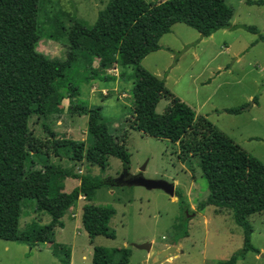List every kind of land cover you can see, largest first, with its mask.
<instances>
[{
    "label": "trees",
    "instance_id": "16d2710c",
    "mask_svg": "<svg viewBox=\"0 0 264 264\" xmlns=\"http://www.w3.org/2000/svg\"><path fill=\"white\" fill-rule=\"evenodd\" d=\"M41 0H0V238L24 242L54 243L57 227H63L65 213L75 207L81 194L104 185H116L113 177H99L76 172L55 163L54 158L86 160L105 170L110 157L119 158L130 174V155L126 146L127 131L113 134L102 107L76 104L72 113L89 115L92 142L59 137L48 124L47 135L36 134L30 127L34 114L49 116L61 100L60 90L70 76L69 69L85 53V41L108 44L117 54L116 61L125 68L133 67L135 81L133 104L128 128L144 134L180 143L183 158L197 156L209 194L199 209L213 205L230 210L244 229V247L234 253L228 264H236L249 250L260 252L251 244L253 225L250 218L264 212V162L250 154L227 133L221 131L205 115L197 114L187 102L175 95L161 78L143 66L142 61L162 48L161 38L176 23H185L202 36L234 28L233 7L225 0H109L96 21L89 25L77 18L70 26L58 25L57 36L68 44L65 56L53 57L39 50L41 34L39 13ZM264 4V0H248ZM264 40L255 25H244ZM67 78V80L65 79ZM125 78V76H124ZM68 82L67 84H69ZM59 91V92H58ZM256 98L255 102H256ZM162 99L169 101L163 113L157 111ZM245 104L224 111L239 114ZM75 178L80 184L66 191V180ZM176 195L184 210L190 211L183 192ZM36 200V211L47 213L51 221L36 220L21 228L24 199ZM115 209L109 205L87 203L83 209V225L93 240L99 235L115 238L110 226ZM189 217L176 239L189 235ZM57 248L65 246L54 243ZM66 254L70 256L69 249ZM132 251L114 248L112 256L101 245L94 247L93 263L129 264Z\"/></svg>",
    "mask_w": 264,
    "mask_h": 264
},
{
    "label": "rangeland",
    "instance_id": "374dc122",
    "mask_svg": "<svg viewBox=\"0 0 264 264\" xmlns=\"http://www.w3.org/2000/svg\"><path fill=\"white\" fill-rule=\"evenodd\" d=\"M108 1L41 0L39 50L53 57L65 56L68 44L57 36L58 25L67 28L73 18L91 25ZM148 1L156 3L161 0ZM225 2L235 11L232 19L234 28L221 29L214 33L213 38L200 42L203 36L198 30L185 23H176L172 31L161 38L164 48L158 56L152 53L142 64L156 75V72L160 75L169 73L166 81L168 88L194 105L212 93V101L207 103L203 112H210L208 118L218 129L264 162V40L258 41V34L244 26L255 25L264 33V4H250L248 0ZM168 45L173 51L166 49ZM83 47L93 61L81 56L73 64L68 80L65 78L70 83L60 90L61 100L57 108L48 117L34 114L30 121L31 129L45 136L44 124H48L57 136L85 140L89 145L92 142L88 130L89 115L72 113L71 107L76 104L102 107L104 121L113 134L122 136L128 129L129 173L175 183L189 203L191 213L183 209L179 199L162 189L121 184L119 179L125 174V167L117 157H110L105 170L86 160L54 158L55 163L76 172L113 177L118 183L104 185L88 195L84 193L75 206L76 210L71 208L65 213L62 219L64 226L56 228L54 238V243L62 244L64 248H56L51 242L31 246L0 238V264H94L96 245L106 247L109 256H112L114 248H129L132 251L130 264H142L149 252L135 244L152 242L154 249L174 242L178 235L177 226H181V230L183 220L194 214L197 215L192 217L191 237L183 245L185 252L173 261L164 260L160 264H223L227 259L230 261L232 255L244 247V229L230 210H219L213 205L199 209V203L209 194L199 158L192 155L183 158L180 143L129 129L134 68L121 67L116 61L117 54L108 44L88 40ZM196 51H199L200 57H195ZM226 66L229 68L225 69ZM218 67L222 73L216 76L213 83L196 86V76L204 81L216 74ZM253 97H257L255 104L252 103L255 101ZM168 103L167 99H162L157 111L163 113ZM243 104L249 109L239 114L212 110L213 107L222 109ZM78 183V179L68 178L66 191H71ZM87 203L109 205L115 209L110 221L116 232L115 238L105 235L93 240L90 238L82 219ZM22 207L21 228L36 220L42 224L51 221L49 214L36 211L35 199H24ZM73 212H78V216L71 217ZM250 220L253 225L250 242L260 253L249 250L237 262L264 264V212L254 214ZM67 249L71 252L70 256L66 254Z\"/></svg>",
    "mask_w": 264,
    "mask_h": 264
},
{
    "label": "water",
    "instance_id": "95a60500",
    "mask_svg": "<svg viewBox=\"0 0 264 264\" xmlns=\"http://www.w3.org/2000/svg\"><path fill=\"white\" fill-rule=\"evenodd\" d=\"M119 182L121 184L128 185H141L149 189H162L168 194H171L172 196H177L175 183L165 179H151L143 176L142 174L137 176H133L131 174H124L119 179ZM135 246L140 249H145L149 253H151L150 259H145L142 264H160L164 260L172 261L174 259V256H176L181 251L180 247L175 244L168 245L164 248L155 247L154 249H152V242L135 244Z\"/></svg>",
    "mask_w": 264,
    "mask_h": 264
},
{
    "label": "crops",
    "instance_id": "0c3cea01",
    "mask_svg": "<svg viewBox=\"0 0 264 264\" xmlns=\"http://www.w3.org/2000/svg\"><path fill=\"white\" fill-rule=\"evenodd\" d=\"M234 25V24H233ZM216 33V32H215ZM201 34V33H200ZM213 36H214V33L212 34V35H210V36H203L201 39H199V41L200 42H202V41H206V40H208L209 38H213ZM209 43V42H208ZM162 45V44H161ZM162 48H164V46L162 45ZM162 48L160 49V50H158V51H155V52H152V53H154V54H157V56H158V52L159 51H161L162 50ZM227 49H228V47H226ZM166 49H168V50H170V51H173V49H172V47L171 46H166ZM151 53V54H152ZM150 55V54H149ZM195 57H200V55H199V51H196L195 52ZM214 59H215V57H214ZM227 68H229V66H226L225 67V69H227ZM218 69V71H216V74H214L213 76H209V77H207L206 78V80H204L203 81V79H201V78H198V76H196L195 77V79L194 80H196V86H197V84L199 85V84H202V85H210L211 83H213V80L216 78V76H218V75H220L222 72V70H219V67L217 68ZM158 75L157 76H159L160 74H159V72H156ZM164 76V77H163ZM159 77H161V78H164L165 79V81H168V78H169V73H165V74H162V75H160ZM199 81H200V83H199ZM195 82V81H194ZM167 85V84H166ZM168 87V86H167ZM172 91V90H171ZM173 92V91H172ZM174 93V92H173ZM175 94V93H174ZM176 95V94H175ZM178 96V95H177ZM182 98V100L184 99L185 100V102L187 101L183 96H181ZM212 93L211 94H209L207 97H206V99H204L201 103H198V104H193V103H190V102H188V104L190 105V106H192L195 110H196V112H197V114H203V115H205L206 117H208V116H210V112H203L204 111V109L206 108V105H207V103L208 102H211L212 101ZM253 99H254V97H253ZM252 103L253 104H255L256 102L255 101H252ZM258 103V102H257ZM244 105V104H243ZM245 107H246V104H245ZM226 108H229V107H223L222 109H219V108H212V110L213 111H216V112H220V111H224V109H226ZM246 109H249V107H247V108H244V110H246ZM110 160V159H109ZM80 184V180H79V183H78V185ZM75 186H77V185H75ZM74 186V187H75ZM73 187V188H74ZM72 188V189H73ZM176 191H177V186H176ZM94 192V190H92V191H89V192H87V193H85V194H91V193H93ZM84 194V193H83ZM83 194H81V196H80V198H79V200L81 199V198H83ZM174 198L175 199H179L177 196H174ZM77 206V205H76ZM76 207H72V209H73V211L74 210H76L75 209ZM84 209V208H83ZM78 216V212H73L72 214H71V217H75V216ZM196 215L197 214H194L193 216L192 215H190V220H189V235L187 236V237H183V238H179V239H176V238H174V242H171V243H166L163 247H160V248H164V247H167L168 245H171V244H175V245H178L179 247H180V252L176 255V256H174V259L176 258V257H178V255H180L181 253H184L185 252V250L183 249V245H184V243H185V241H187V239H189L190 237H191V227H192V224H193V218L192 217H196ZM44 216H45V214H44ZM180 219H183V217L182 216H180ZM205 221H206V223H208V220L207 219H205ZM183 224H184V220H183ZM180 227L181 226H177V233H179L181 230H182V228H181V230H180ZM260 253V252H259ZM150 255H151V253H148L147 255H146V259H149L150 258ZM259 255V254H258ZM173 259V260H174ZM172 260V261H173ZM143 263V262H142ZM219 263V262H218ZM229 263V260L227 259L225 262H223V264H228ZM129 264H130V262H129ZM220 264V263H219ZM237 264H238V262H237Z\"/></svg>",
    "mask_w": 264,
    "mask_h": 264
}]
</instances>
